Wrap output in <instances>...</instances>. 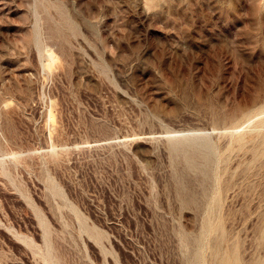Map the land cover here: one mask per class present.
I'll return each mask as SVG.
<instances>
[{"label": "rangeland", "instance_id": "1", "mask_svg": "<svg viewBox=\"0 0 264 264\" xmlns=\"http://www.w3.org/2000/svg\"><path fill=\"white\" fill-rule=\"evenodd\" d=\"M263 109L264 0H0V264L264 257Z\"/></svg>", "mask_w": 264, "mask_h": 264}, {"label": "bare ground", "instance_id": "2", "mask_svg": "<svg viewBox=\"0 0 264 264\" xmlns=\"http://www.w3.org/2000/svg\"><path fill=\"white\" fill-rule=\"evenodd\" d=\"M57 56V55H56ZM48 58H49V62L51 61L52 62V60L55 58V54L52 52V51H50L49 53H48ZM57 58V57H56ZM54 61V60H53ZM49 62L48 63H46V64H48L49 65ZM264 110V109H263ZM263 112V111H262ZM51 113V112H50ZM261 113V112H260ZM52 114V113H51ZM50 114V115H51ZM49 115V116H50ZM53 115H51V117H52ZM50 117V118H51ZM54 117V116H53ZM52 117V118H53ZM49 120H51V119H49ZM56 123V122H55ZM53 125V124H52ZM54 126H56V124L54 125ZM57 127V126H56ZM52 128H54L53 126H52ZM55 129V128H54ZM57 129V128H56ZM238 129H239V126H238ZM258 129V128H257ZM234 130H237V129H234ZM242 139V138H241ZM260 141V140H259ZM257 142V141H256ZM243 146V145H242ZM258 148V147H257ZM262 149V148H261ZM257 150V149H256ZM207 226V228H209V229H212V228H214V229H216V230H219V228H220V226H219V224H215V225H213V226H211V227H209L208 225H206ZM209 232V231H208ZM216 232V231H215ZM212 234V233H211ZM214 235V234H213ZM215 238V237H214ZM222 239V238H221ZM217 243V242H216ZM215 243V244H216ZM213 250H214V253L216 254V256H217V245L216 246H214V248H213ZM231 251L233 252V254H232V256H227V255H225V254H222V255H219V256H217V262H218V264H239V260H238V258H237V256L235 255V250L234 249H231ZM214 254V255H215ZM250 264H264V257H261V258H257V259H254V260H252L251 261V263Z\"/></svg>", "mask_w": 264, "mask_h": 264}]
</instances>
